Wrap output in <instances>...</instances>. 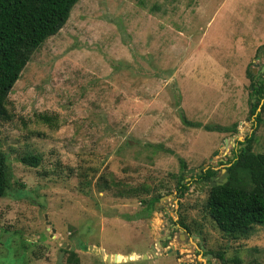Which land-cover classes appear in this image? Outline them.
<instances>
[{
	"label": "rangeland",
	"instance_id": "rangeland-1",
	"mask_svg": "<svg viewBox=\"0 0 264 264\" xmlns=\"http://www.w3.org/2000/svg\"><path fill=\"white\" fill-rule=\"evenodd\" d=\"M263 45L264 0H78L0 117L10 177L0 264H204L207 252L206 264L217 252L264 264V225L230 240L195 204L197 183L175 191L182 163L187 181L207 167L223 179L251 132L264 152V109L255 129L249 112ZM24 154L41 160L25 165ZM157 193L148 212L141 200Z\"/></svg>",
	"mask_w": 264,
	"mask_h": 264
},
{
	"label": "trees",
	"instance_id": "trees-1",
	"mask_svg": "<svg viewBox=\"0 0 264 264\" xmlns=\"http://www.w3.org/2000/svg\"><path fill=\"white\" fill-rule=\"evenodd\" d=\"M78 0H0V117L7 118L6 104L8 95L33 52L44 41L55 35L67 21L73 6ZM250 82V109L254 116V129L260 122L258 108L264 109V71L257 74L249 72ZM256 77V78H255ZM255 95V97H254ZM253 98V99H252ZM39 119L51 124L52 117L39 114ZM58 120L56 116V127ZM207 130L230 131L236 130V124L231 126H204ZM254 132L246 136L244 144L236 149L229 164L225 167L228 176L225 182L221 179L214 185L207 183L201 187L204 198L197 199L195 204L202 203L201 209L215 225L216 229L226 238L237 240L247 238L257 225H264V152L252 150ZM19 160L28 166H37L41 160L35 154H24ZM185 164L181 165V173L176 178L175 191L177 197L182 198L188 193L192 179H184ZM216 170L207 167L196 172L194 179L198 182L207 179ZM194 180V181H195ZM10 184L7 156L0 150V197L4 196ZM162 194H153L142 198L148 212L154 210L155 204ZM178 223L184 229L188 225L180 216ZM86 246L83 247V249ZM72 260L77 257L71 249ZM222 264H228L223 252L215 253ZM69 259V257H68ZM71 259V258H70ZM235 263L239 260L234 259Z\"/></svg>",
	"mask_w": 264,
	"mask_h": 264
},
{
	"label": "water",
	"instance_id": "water-1",
	"mask_svg": "<svg viewBox=\"0 0 264 264\" xmlns=\"http://www.w3.org/2000/svg\"><path fill=\"white\" fill-rule=\"evenodd\" d=\"M261 56H263V58H264V45L262 46V48H261V52L258 54V56L256 57V59H259ZM263 61H264V59H263ZM263 69H264V65L262 66V70H263ZM254 96H255V95H254ZM243 145H245V143H244ZM216 154H217V152L215 153V155H216ZM222 170L224 171V174H223V182H225L226 179H227V176H228V172L225 171V168H223ZM189 171H192V170H188L187 173H188ZM198 171H199V173H200V172H201V169L199 168ZM207 183H209L210 185H214L215 183H222V182L214 181V180H212V181L205 180L204 182L199 183V187L204 186V185H206ZM195 237H198V236H195ZM181 238H182V234H181ZM172 248H173V246L168 247L167 250L164 252V254L170 253V252L172 251ZM174 251L176 252V254L179 253L177 249H174ZM209 255H210V254H209ZM143 257H146V255H144ZM107 259L109 260V259H110V256H108ZM128 259H130V258L128 257Z\"/></svg>",
	"mask_w": 264,
	"mask_h": 264
},
{
	"label": "flooded vegetation",
	"instance_id": "flooded-vegetation-1",
	"mask_svg": "<svg viewBox=\"0 0 264 264\" xmlns=\"http://www.w3.org/2000/svg\"><path fill=\"white\" fill-rule=\"evenodd\" d=\"M264 65V62H263V64L261 65V67H260V69H259V72L258 73H260V72H263L264 71V69L262 70V66ZM206 169V168H205ZM205 169H203V170H205ZM201 173V172H200ZM211 178L213 179V178H215V176L214 175H212L211 176ZM205 180H207V179H204L203 181H200V182H198L197 180H195V181H193V183H197L198 184V186H199V183H202V182H204ZM202 187V186H201ZM200 187V188H201ZM210 254V255H209ZM206 255H208V256H210V257H213V255H212V253H209V252H207V253H205V256H203L204 258H205V260H204V264H206L207 262H208V258H207V256ZM215 258H216V261L213 263V264H222V262H221V260L218 258V257H216L215 256ZM192 263V262H191ZM195 264V263H194Z\"/></svg>",
	"mask_w": 264,
	"mask_h": 264
},
{
	"label": "crops",
	"instance_id": "crops-1",
	"mask_svg": "<svg viewBox=\"0 0 264 264\" xmlns=\"http://www.w3.org/2000/svg\"><path fill=\"white\" fill-rule=\"evenodd\" d=\"M116 254V253H115ZM136 256V255H135ZM147 257V256H146ZM177 259H178V254H177ZM183 264H185V262H181ZM186 264H194V263H191V262H186Z\"/></svg>",
	"mask_w": 264,
	"mask_h": 264
}]
</instances>
